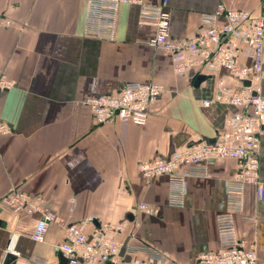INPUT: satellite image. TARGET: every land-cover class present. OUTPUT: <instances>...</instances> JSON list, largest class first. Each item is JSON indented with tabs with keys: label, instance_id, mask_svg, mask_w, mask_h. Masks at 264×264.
<instances>
[{
	"label": "crops",
	"instance_id": "crops-1",
	"mask_svg": "<svg viewBox=\"0 0 264 264\" xmlns=\"http://www.w3.org/2000/svg\"><path fill=\"white\" fill-rule=\"evenodd\" d=\"M163 1L147 0L153 6ZM166 1L175 40L196 34L202 15L219 5L264 17V0ZM88 10V0H0V77L13 84L0 90V119L12 130L0 136V264L60 256L56 246L66 233L59 223L50 225L43 243L31 238L47 211L84 224L89 233L123 224L125 246H151L165 256L164 264H195L219 248L217 216L229 210L239 237L264 264V130L261 196L256 184L239 186L233 160H211L208 176L184 185L167 175L145 180L140 163L215 139L239 108L215 101L219 77L198 84L191 74H176L172 59L147 45L156 29L139 7L120 8L112 39L87 34ZM128 83L165 87L147 124L100 125L87 101ZM261 90L264 95V78ZM14 192L29 198L30 211L11 208L7 198Z\"/></svg>",
	"mask_w": 264,
	"mask_h": 264
},
{
	"label": "built area",
	"instance_id": "built-area-1",
	"mask_svg": "<svg viewBox=\"0 0 264 264\" xmlns=\"http://www.w3.org/2000/svg\"><path fill=\"white\" fill-rule=\"evenodd\" d=\"M88 2L87 34L112 39L120 8L139 7L142 19L153 22L156 29L147 45L167 54L178 75L219 77L215 101L239 108L227 118L226 129L216 136L214 142L197 141L168 158L140 163L141 176L150 181L167 175L184 185L188 178L208 176L207 164L211 160H233L238 166L235 178L239 186L256 184L261 196L259 158L264 130V95L261 90L264 17H257L248 10L219 5L215 12L202 15L200 30L196 34L175 40L171 35V14L166 0L158 6L149 4L147 0ZM243 60L250 64H241ZM12 86V82L0 77V90ZM164 92L165 87L158 83H128L118 93L93 97L87 104L100 125L127 120L145 126L151 107ZM211 103L203 101L204 106ZM11 133L9 125L0 119V136ZM7 199L15 212L31 210V201L23 193L14 192ZM234 203L241 207V198ZM140 209L152 212L147 205H141ZM55 222L66 233L65 241L56 246L60 256L56 260L34 257L24 264H62L61 256L67 264H164L165 256L151 246H125L119 239L124 232L123 224H105L89 233L84 224L67 223L57 214L47 211L31 231L32 240L43 243L50 225ZM217 231L219 248L201 255L195 264H258L255 249L237 233L234 210L217 216ZM138 253L147 257L134 258Z\"/></svg>",
	"mask_w": 264,
	"mask_h": 264
},
{
	"label": "water",
	"instance_id": "water-1",
	"mask_svg": "<svg viewBox=\"0 0 264 264\" xmlns=\"http://www.w3.org/2000/svg\"><path fill=\"white\" fill-rule=\"evenodd\" d=\"M209 77H207V76H200V77H198L197 78V81H198V84H201L202 82H204L205 80H207ZM247 86H249V82H246L245 83ZM215 140L213 139V140H210V141H207V142H210V143H212V142H214ZM16 259H15V257H12L11 256V261H15ZM61 262H62V264H67V261H66V259L65 258H63L62 256H61Z\"/></svg>",
	"mask_w": 264,
	"mask_h": 264
}]
</instances>
